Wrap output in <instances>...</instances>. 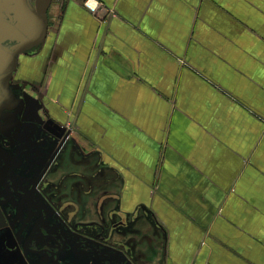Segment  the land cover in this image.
I'll list each match as a JSON object with an SVG mask.
<instances>
[{"label": "crops", "instance_id": "1", "mask_svg": "<svg viewBox=\"0 0 264 264\" xmlns=\"http://www.w3.org/2000/svg\"><path fill=\"white\" fill-rule=\"evenodd\" d=\"M85 1L42 0L16 73L86 154L54 183L98 177L164 264H264V0Z\"/></svg>", "mask_w": 264, "mask_h": 264}, {"label": "flooded vegetation", "instance_id": "2", "mask_svg": "<svg viewBox=\"0 0 264 264\" xmlns=\"http://www.w3.org/2000/svg\"><path fill=\"white\" fill-rule=\"evenodd\" d=\"M41 1L24 0L34 9L42 7ZM0 12L4 21L14 23L8 9ZM11 95L20 98L18 104ZM28 96L32 97L29 88L16 74L8 82L7 96L0 93L2 126L15 106L20 108L16 118L27 132L31 121L37 124L32 129L36 146L22 138L27 148L20 151L24 144L13 139L12 130H0V246L5 257L11 264H164L154 244V225L149 222L143 233L138 221L148 218L123 214L118 201L109 197V186L95 196L93 186L54 183L53 176L67 164V152L68 162L74 151L86 154L78 150L70 128L64 126L68 135L63 141L62 130L49 122L43 109L37 114L28 111L27 105H39ZM47 129L57 135L50 149Z\"/></svg>", "mask_w": 264, "mask_h": 264}, {"label": "water", "instance_id": "3", "mask_svg": "<svg viewBox=\"0 0 264 264\" xmlns=\"http://www.w3.org/2000/svg\"><path fill=\"white\" fill-rule=\"evenodd\" d=\"M38 1L39 0H37V3ZM42 3L44 4V2L41 1V4ZM6 9L11 12V15L13 16L12 19L14 20L13 24L4 21L2 12H0V93H4L7 96L8 82L12 78V75H15L17 72L19 55L36 52L43 43L47 34V16L43 7H37V9H34L33 7L29 8L24 0H0V10ZM4 44H9L10 46H4ZM11 97L12 98H10V100L18 104V100H20V98L13 95H11ZM15 97L17 98L16 102L14 99ZM28 97L34 102L37 101L33 97ZM27 106H29L28 111H31L33 114H37L38 110H42V107L39 105ZM19 110L20 108L15 106L14 108H12V111H14V113L6 114L3 120V122H5V126H2V124H0V130L3 129L4 131H7V129H11L14 140L21 143L23 141L22 138H25L30 142L31 147L36 146L37 143L32 139V129L35 130L37 124L34 121H31L30 129H32L27 132L28 129H24L16 118ZM49 122L53 123L54 121ZM53 124L57 129L62 130L60 137L63 141H65L68 135V130H66V128H64V126H62L61 124ZM46 131L48 133V136L46 135L48 139L45 141L46 147L47 149H50L51 142L55 141L54 137H57V135H55L54 132L50 129H47ZM22 143L24 144V142ZM21 145L19 146L18 151H20V149L22 148H27L24 147L25 144L23 146ZM60 145L62 144L60 143ZM2 251L4 252V249L1 245L0 264H11V261H9L5 257Z\"/></svg>", "mask_w": 264, "mask_h": 264}, {"label": "built area", "instance_id": "4", "mask_svg": "<svg viewBox=\"0 0 264 264\" xmlns=\"http://www.w3.org/2000/svg\"><path fill=\"white\" fill-rule=\"evenodd\" d=\"M88 1L89 0H86L84 3H85V6L87 7V9L90 11V12H92V13H94L96 16L101 12V13H105V14H107V15H111L110 13V11L109 10H107L106 8H104V7H99L98 8V5L97 4H95V5H91L90 3H88ZM65 127L66 128H70L71 130H72V126H71V124L70 123H67V124H65Z\"/></svg>", "mask_w": 264, "mask_h": 264}, {"label": "rangeland", "instance_id": "5", "mask_svg": "<svg viewBox=\"0 0 264 264\" xmlns=\"http://www.w3.org/2000/svg\"><path fill=\"white\" fill-rule=\"evenodd\" d=\"M85 177V176H82V178ZM89 179H91L93 182H95V186H93V190L95 191V196H97L99 193L105 191L104 190V186H100L101 185V180L98 178V177H95V176H89L88 177ZM107 192L105 193L104 196L107 197ZM112 194V195H111ZM111 194H108L110 198L113 199L114 197V194L111 193ZM111 195V196H110ZM148 226V225H147Z\"/></svg>", "mask_w": 264, "mask_h": 264}, {"label": "bare ground", "instance_id": "6", "mask_svg": "<svg viewBox=\"0 0 264 264\" xmlns=\"http://www.w3.org/2000/svg\"><path fill=\"white\" fill-rule=\"evenodd\" d=\"M53 145V144H52Z\"/></svg>", "mask_w": 264, "mask_h": 264}]
</instances>
